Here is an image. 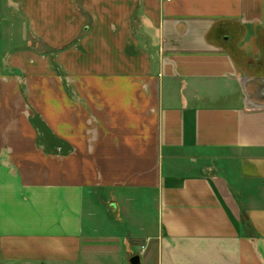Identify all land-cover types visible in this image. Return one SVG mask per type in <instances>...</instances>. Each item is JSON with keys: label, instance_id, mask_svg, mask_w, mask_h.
Here are the masks:
<instances>
[{"label": "crops", "instance_id": "obj_1", "mask_svg": "<svg viewBox=\"0 0 264 264\" xmlns=\"http://www.w3.org/2000/svg\"><path fill=\"white\" fill-rule=\"evenodd\" d=\"M139 194L153 232L97 236ZM120 248L264 264V0H0V264Z\"/></svg>", "mask_w": 264, "mask_h": 264}, {"label": "rangeland", "instance_id": "obj_2", "mask_svg": "<svg viewBox=\"0 0 264 264\" xmlns=\"http://www.w3.org/2000/svg\"><path fill=\"white\" fill-rule=\"evenodd\" d=\"M205 163L206 166L213 165L212 161H207ZM142 195L139 194V197L135 199L133 205V208L135 210L133 214V221H129L123 214L118 216V210L115 204L114 206H111L112 208L109 206L110 204L104 206L103 210L105 212L109 211L108 220L103 221L105 228H102L97 236L115 235L120 241H123L124 238L131 239L133 235L136 236L137 230L142 232V234L143 232L152 233L153 229L156 228L158 224L156 203L152 195H148L147 199H143ZM106 199L107 202H109L108 196H106ZM135 220H138L139 222H136ZM141 223L145 224V228L142 226L145 231H141V228L139 226ZM142 238L145 239L146 237L144 236ZM144 245L146 246L148 245V243H145ZM118 251L119 254L117 258V263L121 264V257L126 256L125 249L120 248V250L118 249ZM136 252L140 253V251L138 250H136ZM126 260L127 257L125 261Z\"/></svg>", "mask_w": 264, "mask_h": 264}, {"label": "water", "instance_id": "obj_3", "mask_svg": "<svg viewBox=\"0 0 264 264\" xmlns=\"http://www.w3.org/2000/svg\"><path fill=\"white\" fill-rule=\"evenodd\" d=\"M141 260L139 256H135L130 260V264H140Z\"/></svg>", "mask_w": 264, "mask_h": 264}]
</instances>
